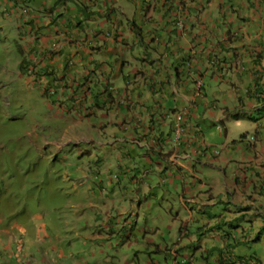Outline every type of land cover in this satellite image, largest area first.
Here are the masks:
<instances>
[{
	"label": "rangeland",
	"instance_id": "374dc122",
	"mask_svg": "<svg viewBox=\"0 0 264 264\" xmlns=\"http://www.w3.org/2000/svg\"><path fill=\"white\" fill-rule=\"evenodd\" d=\"M218 19L223 18H212ZM221 28H224L223 24ZM17 47V38L0 37V263H12L17 255L20 260H25V264H166V251L162 247L166 241H172L180 226H187L189 232L181 253L192 257L199 253L196 257L199 264L207 263L208 253L202 251V244L213 234L202 228L204 217L200 216L199 210L190 213L178 201L182 182H177L175 191L173 184L164 185L174 178L166 177L165 161L156 154L151 155V160L150 156H145V149L137 154L134 150V145L139 147L137 144L117 142L111 133L122 137V130L97 113L80 121L82 135L88 139L97 138L96 142L91 145L75 141L67 146L55 144V140L60 139L59 133L66 130L64 124H59L64 105L49 99L57 90L55 86L38 89L28 82L23 72L27 66L24 58L29 57L22 55ZM202 72L206 106L194 117L191 128L194 135L187 144L193 156L187 163L195 172V178L210 179L189 186H196V191L209 190V196L214 197L217 190L224 188V175L213 166L231 151L223 146V141H241L242 134H255L258 124L261 133L264 109L251 112L247 108L251 105L249 102L246 107L239 104L236 92L226 84L232 82L230 74L225 73L216 80L210 69L203 67ZM118 78L114 96L123 95L122 87L128 84L126 77ZM155 98L157 101V96ZM167 104L173 106L172 99L166 98L161 106ZM216 105L231 107L233 116L224 118V123H213L211 116L220 112L214 108ZM125 108L123 105L118 110L124 111L125 115ZM146 110L137 105L135 113ZM161 111L164 119L159 121L157 117L149 121L168 135L167 141H171L170 138L177 137V125ZM196 122L198 129L194 127ZM132 137L128 133L125 139L133 142ZM240 143L233 146L234 149L240 150ZM263 146L264 141L257 143L258 150ZM168 150L165 146L164 151ZM209 150L216 151L219 156L207 153L208 159L200 157L207 163L195 162L196 155ZM119 151L122 154H115ZM132 157L138 168L133 175L140 178L138 170H142L144 161L145 169L150 171L143 168L144 177L128 183L121 170ZM238 157L235 155V159ZM227 160L221 165L227 175L225 182L230 184L233 163ZM259 160L262 161L260 156ZM209 163L213 165L209 166ZM108 171L110 177L106 174ZM182 171L187 169L182 168ZM224 196L223 190L215 209L210 210L208 204L203 211L227 210L229 203ZM239 223L244 226L255 224ZM261 240L264 251V232ZM223 245L220 243L219 247Z\"/></svg>",
	"mask_w": 264,
	"mask_h": 264
},
{
	"label": "clouds",
	"instance_id": "9594fccd",
	"mask_svg": "<svg viewBox=\"0 0 264 264\" xmlns=\"http://www.w3.org/2000/svg\"><path fill=\"white\" fill-rule=\"evenodd\" d=\"M122 1L125 0H0V37L11 35L18 39L17 48L21 51L22 55L27 54V57H29L27 60L24 58L27 66L25 69L26 71L23 72L25 75H27L28 82L35 85V87L38 89H41L43 86H55L57 90L54 93V96L49 99L64 105L63 111L61 112L62 114L59 117L62 119V121H60L59 124H64L66 130L59 133L60 139H57L54 142L57 145L67 146L72 144L73 141L77 143H87L88 145L96 142L97 138L88 139L82 135V122H80L94 116L96 113L100 115L102 119H105V121L110 123V125H117L120 129L125 115L123 113L124 111L120 112L118 108H122L123 105H125V109H127V112L125 113L130 124H133V118H139V114L140 116H143L144 112L138 114L136 113L133 116L131 115L129 110L130 104H128L122 98V96L126 95H112V93L116 91L115 87L117 86L112 79L115 77L116 72L114 73L113 67H110L108 57H99L95 53V50H93L90 46L92 24L94 23L95 26H100L101 29L99 31H103L102 28L104 25L108 24L109 19H112L115 22H113L115 27L112 31L105 29L103 31L105 37L113 39V36L116 35L117 37L120 36V39H114L121 40L123 38V31L121 30V27L124 26L129 28L130 31H134L135 44L142 41L144 35L142 34L143 30L140 24H138L131 16L121 13V7L119 5ZM99 2L102 4L101 8H99L97 5ZM203 10L204 7L200 4L198 7V12L202 13ZM103 17H106V19L102 22L101 19ZM177 23L181 29L184 28L183 18L177 20ZM52 26H54V28L48 29ZM49 30H56L57 35L52 37V32H46ZM229 36H231V34L227 35V37ZM237 42L238 41L228 39L227 44L228 46L230 44L235 46ZM220 51L221 49L219 52ZM237 57H239L238 54H236V59L233 61L234 64L220 65L217 55V57H212L210 62L206 64V68L211 70L212 78H215L216 80L223 77L225 73L228 76L230 74L232 77V82L226 84H228L229 88L233 89V92L239 93V86L237 84L239 82L238 75L240 74V71L237 69L236 65L239 64L240 61L237 59ZM179 65L180 64H178V66ZM178 66L175 67L178 68ZM175 67L171 70V73L175 77L176 81L177 77L175 74H173ZM178 71V73L182 72L183 74V71H180L179 68ZM203 73L204 72L200 70L199 73H196L198 76H196L195 79H193L196 75H194V71H190L189 73L193 77L191 83H194L195 98L200 99L202 110L206 106V104L203 102V98L206 96L203 91ZM189 74L188 76H190ZM51 77L52 80H50ZM122 88L123 90L126 89V87ZM251 89L252 88L248 87L245 90L246 93L248 94L250 92H255L258 95L262 94L260 97H263V102L255 108L253 105H249L247 107L249 109L248 111L252 112L264 109V90H261L262 88L260 87H257L255 90ZM42 96L45 100L47 99L44 96V93ZM236 99L239 100V104L241 106L246 107L247 102L245 98L238 96ZM197 107L198 105H192V108H181L176 113L175 117L171 118L177 125V137H172L171 141H167L166 137L168 135L165 132L158 133L157 137L159 140L163 141V149L165 146L169 148L166 153H163L162 149L159 147H151L148 143L146 144L145 149V154L150 156L151 160H153V157L151 156L152 154H156L160 158H162V156H166L169 161L172 157L174 158L172 162H165V169L168 170L166 177L169 178L172 176L174 178H172L168 183L165 182L164 185L167 186L169 184H174L176 177H179L183 184V190L184 188L187 190H192V192L187 193V196L184 198L186 204L188 205L197 204V199L201 195L199 193H205V195L210 194L209 190H194L196 186H192L196 184V181L200 183L202 180H209L210 178H195V172L191 170L190 165L187 163L188 159L193 156L189 153L187 144H189V140L194 135V132L191 129L193 126L194 117L196 114L202 112V110L199 111ZM214 108L220 109V112L211 116V121L213 123L218 121L224 123V118L233 116L231 107H228L227 105L225 107H219L216 105ZM145 112L146 114L143 116L144 122L146 125L147 123L149 124L147 125V129L145 134H143V137L147 135H152V137H155L154 129H157V127L149 120L151 118L155 119L159 117L158 113L149 114L151 112L149 109H147ZM241 113H243V111ZM161 117L164 119L163 115H161ZM198 125L199 123L196 122L194 127L198 129ZM55 127L53 129H55ZM218 128L220 132L224 131L222 127L219 126ZM224 128L226 130L225 133L227 137L228 133L225 124ZM259 130L260 125L258 124L255 134H242L241 141L236 140L238 143L242 142L240 143L242 145H239L241 146L239 147L240 150L237 148L234 149L233 146H238V143L237 145L235 144V140L229 141L226 139L223 141V146L225 148H229L227 150L231 149V151L227 152L225 156L219 159V164L217 166H213L219 172L223 173L224 188L218 190L219 193L216 192V196L209 197L207 199V202L211 206L216 205L218 196L222 194L223 190L225 193L224 199L229 203V205L231 204L233 198H238L241 196L246 197L249 193V181L250 178L255 175V171L252 170L250 162L245 161V159L240 156L235 159V155H238V152H242V149L246 145L252 146L255 144L257 148V143L259 141L263 143L264 139L260 136L261 133ZM111 134L116 140L120 138L117 137V134L115 137L113 133ZM260 137L261 139L259 140ZM257 151L261 152L262 150L257 149ZM194 152L196 154L198 153L196 150ZM207 153L209 156H219V153L216 151H203V154L196 155L197 159L194 158L195 162L200 164L207 163L200 159V157L208 159L209 156H207ZM179 156L184 157L185 163L188 165L187 168L179 166V164L176 162ZM225 159H228V162L233 163V168L229 176L230 184L225 182L227 175L221 165ZM162 160L165 161V159ZM172 163L176 165H172ZM212 165V163H209V166ZM182 168L187 169V171L183 172ZM146 171L149 172L150 170ZM121 172L123 173L124 178L127 179L128 183L130 180H140L145 175V172L142 170L139 173L140 178H137L135 175H133V171L126 167L122 168ZM106 174L108 177L111 176L110 171H108ZM247 174H250V177H247ZM245 184L248 186V191H246ZM185 191L186 190H184V192ZM253 192L254 191H252V193ZM142 207V204H140L139 208L141 209ZM144 208H146V206H144ZM223 211L243 212L244 214L237 217H229L225 215ZM250 211L251 210L228 208L227 210H221L220 212L222 213L220 214H213L211 217H208L202 228H207L209 232H216L217 241L216 244L215 242H204L202 244V251L204 253H208L206 257L208 262L205 264H244L237 259H232L230 256H225L224 258H215L214 255L219 253L217 251L218 249H225L224 251L232 250V248L228 245V241H226V239L224 237L222 238L221 236L229 232L231 237L236 239L237 235L244 234L243 229L246 226L240 224L239 222H248V225L253 223H257L258 225H261V223L264 224V213H257L256 211H253L252 214H247ZM140 216L141 214H139L137 218L139 219ZM229 221H231L232 224L221 225V222ZM254 225L250 227H254ZM224 227H227V229H224ZM216 228L219 230L217 231ZM229 228L231 230H229ZM188 233L187 226H180V230L174 234L172 241L170 240L165 242V245L162 248L166 251V264H171L168 262V260L172 261L173 264H199V261L196 259V257H199V253L192 257L190 255H183L180 251L184 241L188 238ZM255 238L256 239H254V241L258 240L255 243L259 244L260 254L257 256L255 255L254 258H250V263L264 264V251L261 249L263 248L261 247V236ZM220 243L224 244L223 247H219ZM151 245H154V247L157 246L154 243H151ZM247 249L251 250V248ZM237 250V248L234 249L236 252ZM2 264H25V260H20L16 255L14 262H6Z\"/></svg>",
	"mask_w": 264,
	"mask_h": 264
},
{
	"label": "crops",
	"instance_id": "0c3cea01",
	"mask_svg": "<svg viewBox=\"0 0 264 264\" xmlns=\"http://www.w3.org/2000/svg\"><path fill=\"white\" fill-rule=\"evenodd\" d=\"M200 4L204 7L202 13L198 12ZM97 5L99 8L102 7L101 2ZM119 6L122 14L131 16L142 27V34L144 35L142 41L135 44L134 31H130L129 28L124 26L121 27L123 31L121 40H115L114 38L120 39V36L117 37L116 35L113 36V39L105 37L103 31L105 29L112 31L115 27L114 21L109 19L108 24L103 26V31H99L100 26L92 24L90 46L99 57H108L110 67H113L114 73L116 72L115 77L112 78L114 82L119 79L118 77L128 79L123 94L126 96H122V98L130 104L129 110L132 116L136 114L137 105L149 109L151 111L149 114L158 113L159 120L162 119L161 110H163L165 117L169 118H174L181 108H192V105H198L197 108L201 111V101L195 98L194 85L191 83L193 77L189 73L190 71H194V75L199 73L200 70H203V67H206L205 65L210 62L212 57H217V55L220 65L233 64L232 61H235L236 54L239 55L237 59L240 63L236 65L240 71L237 84L239 93H236V96H242L254 108L263 102V97L255 92L247 94L245 90L248 87L255 90L257 87L261 88V85L264 86V0H125ZM216 17L223 19L212 20ZM181 18L184 19V28L182 29L177 23V20ZM105 19L106 17H103L101 21L103 22ZM221 24L224 28H221ZM52 28L54 26L48 29ZM46 32H52V37L57 35L56 30ZM227 34H231V36L227 37ZM228 39L238 42L235 46L231 44L228 46ZM181 56L184 60L178 66L177 58ZM175 66L183 71V74L181 72L178 76L176 75V81L171 73ZM196 76L198 74L193 79ZM166 98L168 100L172 99L173 106L170 104L161 106ZM148 104L150 106H147ZM155 104L158 106L155 107ZM145 114L146 112L143 113V116ZM143 116L139 114V118H133V124H130L125 114L121 126L124 135L116 141L128 145L131 143L137 144L141 148L134 145L137 154L146 149L147 143L153 148L154 146L161 148L163 153H166L163 149V141L157 137L162 130L154 129L155 137H152V135L143 137L147 129ZM128 133L133 135L131 139L133 142L125 139ZM115 135L116 133L114 137ZM260 136L264 139V130ZM242 150V152L236 153L243 157L245 161L251 163L255 175L250 178V189L247 196L233 198L228 208L251 210L247 214H252L253 211L264 213V147L261 152L257 151L255 144L252 146L246 145ZM115 154H122V151ZM161 159H165L167 163L174 160L172 157L169 161L166 156H162ZM176 162L179 166L185 168L188 166L184 157L179 156ZM145 164L146 161L141 166L142 170L145 169ZM172 165L176 164L172 163ZM125 167L133 172L138 169L134 157L125 162ZM142 170L139 169L138 173ZM178 181L181 180L176 177L173 184L174 191ZM184 190L186 191L184 192ZM184 190L180 193V200L178 201L190 213L199 210L200 216L204 217V223L210 215L222 213L203 211L204 207L209 204L207 202L210 197L209 194L200 195L196 205L186 204L184 198L192 190L186 188ZM246 191H248L247 185ZM252 191L254 192L252 193ZM217 193H219L218 190ZM210 207V210L215 209V206L210 205ZM224 213L229 217L244 214L243 212L229 211ZM257 225L256 223L252 228L246 226L243 229L246 235L248 231H253V234L246 238L251 246V251L247 252H250L249 254L255 252L256 256L260 254L257 249L259 244L255 243L258 240L254 241ZM224 229H227V227H224ZM229 230L231 229L229 228ZM210 233L213 236L208 238L206 242H216L217 233ZM237 236L241 237V235Z\"/></svg>",
	"mask_w": 264,
	"mask_h": 264
},
{
	"label": "trees",
	"instance_id": "16d2710c",
	"mask_svg": "<svg viewBox=\"0 0 264 264\" xmlns=\"http://www.w3.org/2000/svg\"><path fill=\"white\" fill-rule=\"evenodd\" d=\"M184 60V58L181 56V57H178L177 58V62L180 64L182 61ZM173 74L177 75L178 76V68L175 67V69L173 70ZM261 88L264 89V86L261 85ZM261 89V90H263ZM262 95V94H261ZM260 95V96H261ZM211 217V215H210ZM219 223V222H218ZM227 225V224H232L231 221L229 222H221V225ZM258 226V229L255 231V237H260L261 234H263L264 232V224L261 223V225H257ZM236 227V226H234ZM252 228V227H251ZM234 232V231H233ZM253 234V231L250 230L248 231V234L246 235L245 232L244 234L241 235V237L239 236H236V239L232 238L230 233H225L223 236H221L222 238L224 237L226 239V241H228V245L229 247L232 248V250H227V251H224L225 249H218L217 251L219 252L218 254H215L214 257L215 258H224L225 256H230L232 259H237L239 261H241L242 263L244 264H249L251 262V259L250 258H254L255 256V252L254 254H249L247 251L249 249L247 248H251V246L248 244V241L246 240V238L248 236H251ZM239 237V238H238ZM244 239V240H242ZM238 241V242H236ZM241 246V247H240ZM238 249L239 251H234V249ZM242 254V255H240ZM245 254H248V255H245ZM253 255V256H252ZM250 256V257H249ZM251 264V263H250ZM256 264H262V263H256Z\"/></svg>",
	"mask_w": 264,
	"mask_h": 264
}]
</instances>
